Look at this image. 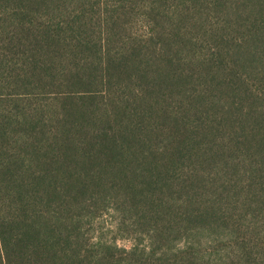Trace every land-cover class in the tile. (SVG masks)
Instances as JSON below:
<instances>
[{"label": "rangeland", "instance_id": "1", "mask_svg": "<svg viewBox=\"0 0 264 264\" xmlns=\"http://www.w3.org/2000/svg\"><path fill=\"white\" fill-rule=\"evenodd\" d=\"M97 1L35 4V22L64 26L50 46L52 68L63 74L54 89L102 88L92 82L103 59L73 49L90 40L101 56L98 26L63 21L77 26L101 9L135 58L113 81L124 72L120 82L141 83L132 76L147 74L153 104L177 125L151 120L153 132L115 167L86 169L81 264H264V0ZM70 68L75 79L93 81L67 85ZM159 72L177 85L151 78Z\"/></svg>", "mask_w": 264, "mask_h": 264}, {"label": "trees", "instance_id": "2", "mask_svg": "<svg viewBox=\"0 0 264 264\" xmlns=\"http://www.w3.org/2000/svg\"><path fill=\"white\" fill-rule=\"evenodd\" d=\"M37 1L0 0V264H81L78 216L86 169L102 162L115 167L122 154L128 156L141 137L153 132L151 120L164 118L169 125L177 120L163 117V106L153 104L147 74L132 76L144 77L141 83L120 82L124 72L113 81L116 71L129 70L124 61L131 65L135 58L119 43L122 29L108 23L116 20L101 9L96 20L73 27L71 19L63 21L70 28L98 26L101 56H95L90 40L73 49L104 62L94 82L93 77L75 79L70 68L65 83H102V88L54 89L63 74L52 68L50 46L64 26L35 22ZM96 6L106 2L98 0ZM58 7L71 13L68 6ZM76 14L83 17V10ZM157 74L150 76L171 89L177 85L168 73ZM122 83L125 89H119ZM167 165L163 168L169 171L172 165Z\"/></svg>", "mask_w": 264, "mask_h": 264}]
</instances>
